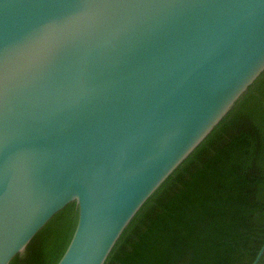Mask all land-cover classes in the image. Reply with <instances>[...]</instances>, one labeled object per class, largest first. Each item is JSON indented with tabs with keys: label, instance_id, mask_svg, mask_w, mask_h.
Masks as SVG:
<instances>
[{
	"label": "water",
	"instance_id": "95a60500",
	"mask_svg": "<svg viewBox=\"0 0 264 264\" xmlns=\"http://www.w3.org/2000/svg\"><path fill=\"white\" fill-rule=\"evenodd\" d=\"M263 75L264 0H0V264L70 204L105 264Z\"/></svg>",
	"mask_w": 264,
	"mask_h": 264
},
{
	"label": "trees",
	"instance_id": "16d2710c",
	"mask_svg": "<svg viewBox=\"0 0 264 264\" xmlns=\"http://www.w3.org/2000/svg\"><path fill=\"white\" fill-rule=\"evenodd\" d=\"M76 223L70 204L11 264H57ZM263 243L264 75L144 204L105 264H252Z\"/></svg>",
	"mask_w": 264,
	"mask_h": 264
}]
</instances>
